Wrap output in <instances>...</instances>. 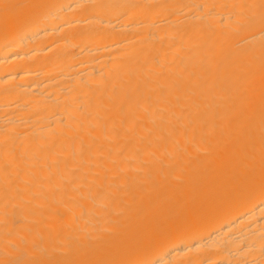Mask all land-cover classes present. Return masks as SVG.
Returning a JSON list of instances; mask_svg holds the SVG:
<instances>
[{"label":"bare ground","instance_id":"obj_1","mask_svg":"<svg viewBox=\"0 0 264 264\" xmlns=\"http://www.w3.org/2000/svg\"><path fill=\"white\" fill-rule=\"evenodd\" d=\"M0 264H264V0H0Z\"/></svg>","mask_w":264,"mask_h":264}]
</instances>
